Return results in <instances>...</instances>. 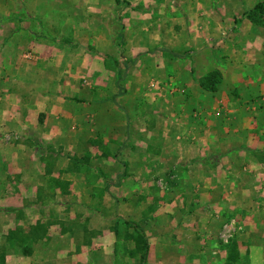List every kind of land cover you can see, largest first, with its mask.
Wrapping results in <instances>:
<instances>
[{
    "label": "crops",
    "instance_id": "crops-1",
    "mask_svg": "<svg viewBox=\"0 0 264 264\" xmlns=\"http://www.w3.org/2000/svg\"><path fill=\"white\" fill-rule=\"evenodd\" d=\"M3 1L0 0V264H107L101 257L115 256V243L120 236L106 230L118 210L120 198L107 196L105 187L118 184L133 186L135 177L144 180V185H154L144 172L149 165L148 140L155 137L154 118L159 119L155 112L160 111L161 114L167 100L174 113L173 127L166 125L165 119L161 130H157L158 139L154 138L159 141L158 149L153 152L150 149L156 154L154 158L158 159L159 166L168 170L162 178L166 186L169 188L179 178L180 185L196 187L197 194L198 188L204 189V195L209 198L207 204L220 205L219 217L231 218V222L236 218L247 219L243 213L250 211V201L253 204L262 202L264 185L259 179L264 174V66L260 68L261 72H258L259 67H256L257 71L241 67L230 71L225 61L229 60L228 57L225 60L220 56H215V59L213 56L210 60L202 58L208 69L221 74V86H217L215 93L205 92L196 86L193 83L195 77L187 82V86L179 82L180 86L174 82L167 86L159 83L155 86L153 83L148 89L151 94H146L144 108L140 110L143 116H148L141 138L125 132L118 136V131L113 128L117 129L116 117L119 115L111 107V120L113 117L115 120L106 122L112 127L106 134L101 125L103 120L98 119L88 127L85 124L102 113L90 104L101 102V99L94 98L95 91H100V87L116 86V79L113 82L111 78L114 64L110 65L103 59H115L118 55L100 49L94 56L91 51L80 48H61L56 43L60 39L50 37L47 28H51L49 32L52 33L58 25L70 27L74 24L86 31L100 21L94 26L95 34L97 28L103 27L104 13L111 10L113 14L123 13L128 23L140 26L133 20L131 14L134 12H130V7H134V11L135 7L145 9L144 3L135 4L144 0H128L131 3L129 8L120 4L107 6L104 0ZM52 12L59 18L52 17ZM117 15L114 17L120 20ZM75 17L77 22H71ZM91 19L93 22L89 21ZM148 20L142 26L147 27ZM191 22V25L181 29L185 35H190L187 45L196 41L201 29L213 31L207 18ZM241 25L244 30L247 29V36L239 38V43L254 45L261 50L264 42L257 41L260 36L255 34L256 29L245 21ZM102 32L98 37L93 35L99 46L111 41L106 34L107 39L102 37ZM146 34L147 39H142L141 43L150 40L151 34L148 31ZM76 40L79 41V38ZM196 50L197 47L191 52ZM196 54L199 52L193 54L194 57ZM257 54L260 56L255 61L261 59L264 63V52ZM137 56H131L126 48L125 60L122 57L124 62L119 64L126 66L128 62L127 67L131 69L129 76L136 72L133 64ZM96 58L100 60L96 61ZM192 60V65H195ZM161 68L159 65L155 72L163 74ZM107 73L110 75L107 80L111 78L109 82L103 80ZM114 73L116 76L117 70ZM83 74L92 76L95 86H80ZM50 86L55 87L49 89ZM34 88L36 92L32 91ZM182 89L187 92V98L181 95ZM127 94L122 97L125 104L134 103V99ZM221 96L226 97L224 102L220 100ZM173 99L178 100L175 102ZM220 103L222 110L229 109L233 114L223 120H216L214 116L210 124L204 115L209 109L214 111ZM88 107L92 111H86ZM184 108L191 111L186 118L193 123L188 126L187 119L183 125L184 118L180 114ZM252 112L257 115L256 118L244 117V114ZM185 131L192 133L188 142H185ZM79 134L83 135V142ZM230 134L234 137H229ZM92 139L99 141L94 144L100 152L90 144ZM102 139H108L106 145L113 146V149L119 147L118 142L122 144L127 139L124 152L121 151L123 146L118 149L122 153L120 156L124 158L126 155L130 163L123 165V158L114 160L109 155L101 158ZM91 148L95 149L94 153ZM59 151L72 156L71 162ZM87 155L94 159L86 163L84 159ZM73 159L80 162L75 163ZM171 169L175 170L174 175ZM48 176L53 178V185L45 183ZM183 194L172 197L173 207L181 202ZM50 195L55 196L56 201H61L62 197L66 203H76L77 215L81 214L79 218L72 212H58L55 216L48 208V202L53 201ZM132 200V203L135 202V198ZM204 211L207 212V209ZM123 217L128 220V215ZM145 224L142 223L143 226ZM142 230L145 232L144 228ZM254 246L249 245L244 251L249 249L252 255L260 249ZM238 251L241 249L238 248ZM248 258L249 263L256 264L252 256L247 257L246 262Z\"/></svg>",
    "mask_w": 264,
    "mask_h": 264
},
{
    "label": "rangeland",
    "instance_id": "rangeland-1",
    "mask_svg": "<svg viewBox=\"0 0 264 264\" xmlns=\"http://www.w3.org/2000/svg\"><path fill=\"white\" fill-rule=\"evenodd\" d=\"M263 1L264 0H144L143 2H136L135 4L141 5L144 3L145 9L142 7H138L137 9L135 7V12L133 9L134 7H130V12L132 10L134 12L131 14L132 17H134L133 20L140 26L128 23V18L126 20V16L120 12L118 14L120 20L116 19L114 16L117 14H113L111 10L104 13V21L102 22L103 27L97 28L95 34L93 32L94 26L100 23V21H97L95 25H92L91 29L86 31H82L81 28L74 26V24L70 27H60V25H58L56 28L52 29V33L49 32L51 28H47V34L49 33L48 35H50V37L59 38L60 41L58 40L56 43L61 48L70 50H77V48H80V50L91 51L94 56L98 55L97 50L100 49L103 52H115L118 55V58L115 59H103L105 62L110 63V65L114 64V72L117 70L116 76L114 72L111 75L113 82H115L116 79V86L100 87V91H95L96 97L94 98L98 100L101 99V102L95 103L96 105L94 102H90V104L95 106L98 113L99 111H102V113L98 114L96 118L86 121L85 125L88 127L93 125L98 119L103 120L104 122L101 125H103L104 132L106 134L109 133L112 128L108 124L111 120V112L109 110L111 107L114 109V113H118L119 115L116 117L117 129L116 127L113 128L114 131H118V136L125 132L133 134L134 136H139L140 139L143 126L148 122V116H143L140 110L144 108L143 104L145 103L146 94H151L149 91L151 88L149 86H151V84L154 83L155 86H157L159 83L161 86H165V84L167 86L174 82L177 83L175 84L177 86L179 83L182 86H187V82H189L192 77H195L196 80L193 79V83L201 87L200 81L213 72H216L219 74L217 86H221L222 79L220 72L208 69L209 66L204 65L205 60H202V58L206 57L210 60L213 56L214 59L216 58L215 56H220L223 60L228 57L229 60L225 61L228 62L230 71L231 69L239 70L240 67L247 71L250 68L253 71H257L256 67H259L258 72H261L260 68L264 66V63L261 62V59L255 61V58L260 56L257 53L261 54L264 52V43L263 46H261V50H259V47L255 48L254 45L246 46L244 43H239L238 40L243 36H247V29L244 30L241 25L242 22L245 21L251 28L256 29L257 33L255 34L260 36V39L257 41L264 42V20L261 19L254 22L249 18V14L253 11L256 4ZM3 2H6V0ZM104 2L107 6H111V4H120L123 5L124 8H129L131 4L128 0H104ZM54 4L55 3H53V6ZM52 17L59 18V16L55 17L53 12ZM137 18H139V20ZM147 18H149L148 21L150 23L147 27L145 25L142 26ZM204 18L210 20L213 31L210 29V32H208L207 29L205 31L201 29V33L196 37V41H193L196 46L193 43L187 45V40L189 41L190 35H185L181 29L185 25H191V20L193 19L199 20ZM140 20H142L141 23ZM89 21L93 22L92 19ZM71 22H77L76 17ZM215 26H217L218 29L215 28ZM142 30L148 31L151 34L149 41L141 43L142 39H147L146 32H142ZM102 31H104V36L102 37L106 38L107 36L111 41H107V43L104 42L99 46L98 41L93 38V35L94 37H98L103 33ZM130 34L132 35L126 39ZM193 36L195 35L193 34ZM44 37H47V35ZM76 38H79V41L76 40ZM203 41H207L208 43L205 44ZM195 47H197L198 50L194 52H199V54H196L194 57L195 53H192L191 50H194ZM107 48L113 51H110V49L107 51ZM126 48L134 58L138 55L136 62L134 64L132 63L135 66L136 72L131 76L128 74L131 70L127 67L128 62H126V66L119 65L124 62L122 57H124L125 60ZM99 60V58H96V61ZM191 60L195 62V65H192ZM201 61H203V64ZM152 63L153 65H151ZM159 65L162 66L161 69L164 71L163 74L155 72ZM146 66L150 69H147ZM107 75L106 79L105 77L103 78L105 82H109L111 79L109 78L107 80L110 76L109 73H107ZM82 76L84 78L80 79V86H95V80L92 76L86 74ZM52 87L55 86H50L49 89ZM35 88L32 91L36 92ZM127 88L129 91H127ZM201 89L205 92L213 93L212 91L204 90L202 87ZM86 90H88V87ZM186 93L187 92L183 90L181 95L187 98L188 96ZM125 94L134 99V103L125 104L122 99ZM223 94L224 93H222V95ZM225 99V96L220 97V100H223V102ZM173 100L176 102L178 99ZM177 104L179 103H176V105ZM218 106L214 111L209 109L204 115L208 117L206 120H208L210 124L211 118L214 116L216 120H223L229 118L230 115L233 114V111L229 109L222 110L221 103L218 104ZM87 110L88 112L92 111L90 107H88L86 111ZM190 113L191 111H187L186 108H184L183 112H180L181 116L184 118L182 120L183 125L186 124L184 123L186 119V126H188L189 123H193L189 118H186V115L189 116ZM155 114L156 117L159 118H154V138H157V130H161V126L164 124L165 119L167 120L166 125H173L174 113L172 106H169L168 100L167 106L164 105L161 114L160 111H156ZM244 115V117H257L253 112ZM200 116L201 115H197L196 117ZM112 120H115V117H113ZM192 127L194 129V126ZM212 129H214V127H212ZM171 131L172 130H170V132ZM258 131H255V133H258ZM185 133V138H187L185 142H188L190 140L188 138L192 133L189 131H185ZM229 137L234 136L230 134ZM79 138L82 142L85 140L83 135H80ZM154 138L148 140L149 165H147L144 171L147 173L148 181L154 182V185H144L142 184L144 180L142 181L140 178L137 179L135 177V185L133 186L118 184L117 186L107 185L105 187L106 194H109L107 196L111 198L118 196V198H120L118 199V210H116L113 221L109 222L106 230L119 233L120 241L117 237V242L115 243V247L117 246V248H115V256L104 255L105 257L101 258L106 261L107 264H137L136 261H138V259L135 257L131 258L127 254V252L132 249L133 244L130 240H126L124 235L125 221L135 223L139 227L142 223H146L144 225L145 227L143 225V227H140L142 229L144 228V234L150 244L148 258L145 264H251L249 263V258L246 262V258L249 256H252L253 263L264 264V199L262 202L259 201V204H253L252 201L249 202L248 206L250 211L243 213L247 216V219H244V217L240 219L236 218V220L232 222L230 220L231 218L221 219L219 217L221 206H214L211 202L207 204V199L209 201V198L204 195V189L198 188L197 194V190H195L196 187L193 188V186L188 187L187 185H180L179 178L175 179V184L171 182L173 185H170L169 188L166 186V182L162 180V178L164 175H167L168 170L162 165L161 167L159 166L158 159H155L156 157L154 156L156 154L152 153L153 150L158 149L157 142H159L157 140L158 138ZM257 138L260 139V137ZM98 142V140H90V144H93V146L95 145L96 148L98 147L94 143ZM106 142L109 143L108 139H102L103 146L101 147V158H107L109 155L113 157L114 160L117 158L122 159L123 155L120 156L122 153L119 152L120 149L118 148L123 146L121 151L124 152V146L128 143L127 139H125L122 144L118 142L119 147L116 149H113V146L106 145ZM150 149H152V152ZM91 150L94 153L95 149L91 148ZM96 151H99V148L96 149ZM63 153L64 151L60 152V155ZM64 154L66 160L71 162L72 156L69 157L70 155L68 153ZM93 159V156L87 155L84 161L88 163ZM123 159L121 164L125 165L126 162L130 163L126 155ZM73 161H75V163L80 162L78 159H73ZM84 170L86 171L87 168ZM171 170V174L174 175L173 173H175V170ZM166 178L167 176L165 179ZM260 178L259 180L262 185H264V174L260 175ZM171 179L172 178H170V180ZM53 182V178L50 176L46 177L45 183L53 185ZM183 182L185 183V181ZM173 192L175 195H173ZM182 192L184 194L181 202L177 203L176 200L175 203L177 204L173 207L172 197L176 198V196H180ZM50 196L49 198L53 201L50 203L48 202V208L55 216H57L58 212H72L76 218H79L81 214L77 215L76 203H66L64 199L62 200V197L61 201H56L55 196ZM134 198L135 202L132 203V199ZM251 199L254 200V196H252ZM199 200L201 202H199ZM40 205H42V203H40ZM206 209L207 212L204 211ZM224 209L225 208H223V210ZM37 210H41V208H37ZM125 215H128V220L124 219L123 216ZM96 222H98V220H96ZM226 222H228L227 225H225ZM95 224L96 223H94V225ZM98 226L100 227V225ZM101 226L107 225L102 224ZM100 232L102 231H99V233ZM249 245L253 247L256 245L260 247V249H258L257 252H253L251 255L249 249L248 251H244ZM238 248L241 249V251H238Z\"/></svg>",
    "mask_w": 264,
    "mask_h": 264
},
{
    "label": "trees",
    "instance_id": "trees-1",
    "mask_svg": "<svg viewBox=\"0 0 264 264\" xmlns=\"http://www.w3.org/2000/svg\"><path fill=\"white\" fill-rule=\"evenodd\" d=\"M249 18L254 22L258 20H264V1L259 2L254 7L253 11L250 12ZM219 74L213 72L208 77L203 78L200 82L201 87L204 90L212 91L213 93L217 91V78ZM125 237L126 240H130L133 242V249L127 252L128 256L131 258L138 259L137 264H145L148 257L149 252V242L147 237L145 236L143 230L135 223L125 222ZM230 257V255H229Z\"/></svg>",
    "mask_w": 264,
    "mask_h": 264
}]
</instances>
